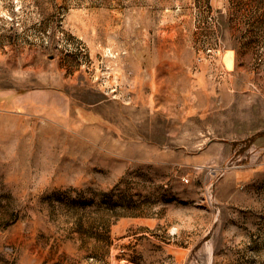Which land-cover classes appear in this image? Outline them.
<instances>
[{
	"label": "rangeland",
	"instance_id": "obj_1",
	"mask_svg": "<svg viewBox=\"0 0 264 264\" xmlns=\"http://www.w3.org/2000/svg\"><path fill=\"white\" fill-rule=\"evenodd\" d=\"M0 264H264V0H0Z\"/></svg>",
	"mask_w": 264,
	"mask_h": 264
}]
</instances>
